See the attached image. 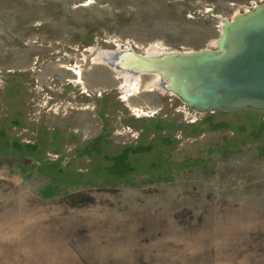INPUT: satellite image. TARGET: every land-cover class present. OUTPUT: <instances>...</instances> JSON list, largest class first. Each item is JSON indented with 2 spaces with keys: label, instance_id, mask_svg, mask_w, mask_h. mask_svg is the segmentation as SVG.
<instances>
[{
  "label": "rangeland",
  "instance_id": "rangeland-1",
  "mask_svg": "<svg viewBox=\"0 0 264 264\" xmlns=\"http://www.w3.org/2000/svg\"><path fill=\"white\" fill-rule=\"evenodd\" d=\"M264 0H0V264H264V112L194 113L90 48L217 49Z\"/></svg>",
  "mask_w": 264,
  "mask_h": 264
},
{
  "label": "water",
  "instance_id": "water-1",
  "mask_svg": "<svg viewBox=\"0 0 264 264\" xmlns=\"http://www.w3.org/2000/svg\"><path fill=\"white\" fill-rule=\"evenodd\" d=\"M218 17L223 24L217 49L152 55L132 48L103 49L111 57L101 62L119 78L156 75V88L176 96L194 113L264 112V4L231 20Z\"/></svg>",
  "mask_w": 264,
  "mask_h": 264
},
{
  "label": "bare ground",
  "instance_id": "bare-ground-1",
  "mask_svg": "<svg viewBox=\"0 0 264 264\" xmlns=\"http://www.w3.org/2000/svg\"><path fill=\"white\" fill-rule=\"evenodd\" d=\"M220 16V15H219ZM222 17V16H221ZM223 18V17H222ZM224 19V18H223ZM226 19V18H225ZM223 23L221 22V25H222ZM220 25V26H221ZM214 43H216V41H214ZM119 48L120 49H123L122 48V46H120L119 45ZM132 49H134V48H132ZM90 53L93 51V48L91 47L90 48ZM165 51H167V50H162V51H160L159 49H155L154 48V50L153 51H151L150 53H146V55H152V54H159L160 52H165ZM136 52V51H135ZM168 52V51H167ZM94 54H95V57H94V59L96 60V61H98V62H101L103 59H106V58H108L109 56L111 57V55H109V54H111L108 50H107V52H106V50H103V49H101V48H99L97 51H95V52H93ZM103 63V62H102ZM104 64V63H103ZM140 78V77H139ZM156 78V80H157V76L155 77ZM121 79H124V81L126 82V84H128L129 86H131L132 84H134L135 82H137L139 79H138V77H133V78H131L130 76H128V75H126L124 78H121ZM156 80L153 82V84H152V86H153V88H156V86H155V83H156Z\"/></svg>",
  "mask_w": 264,
  "mask_h": 264
},
{
  "label": "built area",
  "instance_id": "built-area-1",
  "mask_svg": "<svg viewBox=\"0 0 264 264\" xmlns=\"http://www.w3.org/2000/svg\"><path fill=\"white\" fill-rule=\"evenodd\" d=\"M257 5H259V4H256L255 6H257ZM255 6H253L252 9H253ZM252 9H251V8H248V9H246L244 12L249 11V10L252 11ZM127 45H130V48H132V47H131V46H132L131 43H128ZM120 46H122V45L120 44Z\"/></svg>",
  "mask_w": 264,
  "mask_h": 264
}]
</instances>
